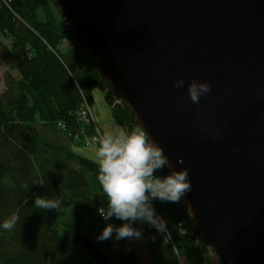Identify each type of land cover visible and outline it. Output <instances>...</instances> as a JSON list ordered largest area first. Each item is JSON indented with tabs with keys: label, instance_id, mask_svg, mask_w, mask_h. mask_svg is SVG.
<instances>
[{
	"label": "water",
	"instance_id": "water-1",
	"mask_svg": "<svg viewBox=\"0 0 264 264\" xmlns=\"http://www.w3.org/2000/svg\"><path fill=\"white\" fill-rule=\"evenodd\" d=\"M55 1L173 173L191 234L219 264H264V0Z\"/></svg>",
	"mask_w": 264,
	"mask_h": 264
},
{
	"label": "trees",
	"instance_id": "trees-1",
	"mask_svg": "<svg viewBox=\"0 0 264 264\" xmlns=\"http://www.w3.org/2000/svg\"><path fill=\"white\" fill-rule=\"evenodd\" d=\"M0 33L11 36L10 45L0 39V65L7 66L0 91V264H67L78 233L105 255L111 231L122 234L114 264H182L185 248L202 264H219L189 231L173 173L152 153L128 104L98 76L95 56L79 42L61 49L74 37L56 1L0 0ZM96 86L138 156V176L121 171L116 178L74 151L90 146L94 129L77 111L89 105L93 113ZM131 234L148 260L125 247Z\"/></svg>",
	"mask_w": 264,
	"mask_h": 264
},
{
	"label": "rangeland",
	"instance_id": "rangeland-1",
	"mask_svg": "<svg viewBox=\"0 0 264 264\" xmlns=\"http://www.w3.org/2000/svg\"><path fill=\"white\" fill-rule=\"evenodd\" d=\"M0 39L2 42L7 43L10 45L11 43V36L7 35L6 33H0ZM78 45L77 40L75 39H68V41L64 42L61 45V49L65 50L68 47ZM7 69V66L0 65V91L4 88L3 86V72ZM13 75H15L14 72H12ZM93 93V115H92V122L94 121L95 125H97L99 131L105 132V134L109 133L110 135V141L113 146H115L114 149L109 151L107 148L106 151H104L103 147H107V143H105L106 137L104 136V144L99 145H91L90 146H74V151L77 154L84 155L85 157L91 159L94 162H97L100 165H108L110 167V171L113 172V174L120 178L121 175L117 172L115 166H116V160H119L120 164L123 166V159L126 157H121L123 154V151L126 152V150L131 149V153L134 154L133 156L128 157V162L130 165H133L135 168L140 167V174L142 173V166L140 163H137V160H135V156L137 154L132 150L131 145L129 144L127 135H125L124 130L113 120L112 115L110 114V108L109 105L104 101L103 99V93L101 92L100 88L98 86L94 87L91 91ZM101 129V130H100ZM101 132V134H102ZM99 146V147H98ZM110 153L111 156H109L108 153ZM107 168V166H105ZM115 170V171H114ZM124 171L125 169L122 168ZM100 230L101 227H100ZM100 232H95V236L97 237ZM108 234V237L110 238L111 246L107 253L105 255L111 261V264H114V259L118 255L119 252V241L120 238H122V234L119 231H111V232H105ZM137 234H131L130 237H128L126 241L125 247L131 248L134 247L137 249V251L140 253V255L143 257L144 260H148L147 253L145 251L144 245L142 242H139L137 239ZM207 248H209L207 246ZM209 250H211L209 248ZM208 252V257L210 261L218 262L217 256L213 252V250ZM185 255L180 257V262L182 264H202L204 261L203 259L199 260L197 257V253L190 251L185 248ZM206 252V254H207ZM205 258L206 254L203 252ZM195 256V257H194ZM208 259V260H209ZM89 261H92L91 255H89L86 250L81 247L80 245H76L73 251V258L67 263V264H88ZM93 262V261H92Z\"/></svg>",
	"mask_w": 264,
	"mask_h": 264
},
{
	"label": "built area",
	"instance_id": "built-area-1",
	"mask_svg": "<svg viewBox=\"0 0 264 264\" xmlns=\"http://www.w3.org/2000/svg\"><path fill=\"white\" fill-rule=\"evenodd\" d=\"M77 115H78V118L81 122H83L85 124H89L94 129L92 136L86 141V144H91L93 146L99 145L101 143L104 144V136L101 134L97 125H95L94 121L92 122V115L93 114L91 111V107L89 105H85V106L81 105V108L77 111ZM139 160H141V159L139 158ZM123 175L125 177H127L128 173H126L124 171Z\"/></svg>",
	"mask_w": 264,
	"mask_h": 264
},
{
	"label": "crops",
	"instance_id": "crops-1",
	"mask_svg": "<svg viewBox=\"0 0 264 264\" xmlns=\"http://www.w3.org/2000/svg\"><path fill=\"white\" fill-rule=\"evenodd\" d=\"M101 130V129H100ZM102 132V131H101ZM102 134L104 135V136H106V138H107V140L109 141V146H110V152H111V150L112 149H114L115 148V146H113L112 145V143H111V141H110V134L109 133H107V134H105V132L103 133L102 132ZM130 144V143H129ZM132 147V146H131ZM132 150L134 151V149H133V147H132ZM135 152V151H134ZM108 153V152H107ZM109 154V156H111L110 155V153H108ZM122 156L121 157H125L124 159H123V166L120 164V162H119V160H116L117 161V163L121 166V168H124L125 170L124 171H129V173L131 174V176H138L139 174H140V167H137V168H135L133 165H130L129 164V162H128V157H130V156H133L134 154H132L131 153V149H128V150H126V152H124L123 151V154H121ZM137 158L138 157H136L135 156V160H137ZM116 163V166H115V168H116V170H117V172L121 175V169L120 168H118V164ZM104 166V165H103ZM105 166H107V168H109L110 169V167L108 166V165H106L105 164ZM104 166V167H105ZM111 170V169H110ZM115 171V170H114ZM112 172V171H111ZM112 174H113V172H112ZM114 175V174H113ZM115 176V175H114ZM116 177V176H115ZM117 178V177H116Z\"/></svg>",
	"mask_w": 264,
	"mask_h": 264
},
{
	"label": "bare ground",
	"instance_id": "bare-ground-1",
	"mask_svg": "<svg viewBox=\"0 0 264 264\" xmlns=\"http://www.w3.org/2000/svg\"><path fill=\"white\" fill-rule=\"evenodd\" d=\"M120 169H121V171H123L122 168H120Z\"/></svg>",
	"mask_w": 264,
	"mask_h": 264
}]
</instances>
